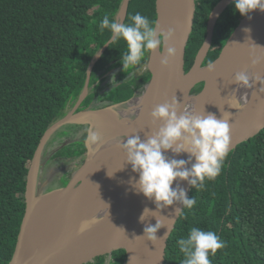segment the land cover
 <instances>
[{
    "label": "trees",
    "instance_id": "1",
    "mask_svg": "<svg viewBox=\"0 0 264 264\" xmlns=\"http://www.w3.org/2000/svg\"><path fill=\"white\" fill-rule=\"evenodd\" d=\"M123 1L0 0V264H9L15 250L27 176L40 141L77 103L91 61L114 34ZM156 1L130 0L120 33L93 67L80 108L132 97H122L120 90L143 91L151 74L136 70L147 61ZM219 1L196 0L187 71ZM254 1L237 0L223 12L204 64L219 56ZM118 65L123 73L132 70L130 78L105 90L104 75ZM111 264H123V258ZM165 264H264V131L195 178L168 240Z\"/></svg>",
    "mask_w": 264,
    "mask_h": 264
},
{
    "label": "water",
    "instance_id": "2",
    "mask_svg": "<svg viewBox=\"0 0 264 264\" xmlns=\"http://www.w3.org/2000/svg\"><path fill=\"white\" fill-rule=\"evenodd\" d=\"M235 1L220 0L211 10L205 41L187 71L186 52L194 27L196 0H157V19L147 63L151 77L141 96L103 108L91 105L78 110L89 94L95 63L125 23L130 0L123 1L114 34L91 61L77 103L46 130L35 152L27 176L26 212L9 264H110L117 257L123 258V264H165L168 240L195 178L264 131V34L260 40L257 75L248 96L225 122L213 124L225 64L235 56L247 55L250 48L244 52L243 41H248L260 24L264 25V0H255L219 56L204 64L217 22ZM201 72L203 77L196 78ZM200 83L202 89L193 93ZM192 96L203 103L200 132L193 145L182 148L178 140L186 105ZM137 97L145 98L142 128L130 134L105 132V116L123 124L138 119L137 111L136 118L128 117L125 112ZM124 104L130 107L122 110ZM71 123L90 124L93 128L87 135L86 157L65 185L45 191L52 178L46 176L45 183L39 182L44 150L52 135ZM101 128L108 136L104 140L96 137ZM110 178L115 180L114 194L96 222L79 228L69 225L73 234L68 238L69 243L60 239L47 253L38 255L35 252L38 235L58 205L70 196L93 193L95 186Z\"/></svg>",
    "mask_w": 264,
    "mask_h": 264
},
{
    "label": "bare ground",
    "instance_id": "3",
    "mask_svg": "<svg viewBox=\"0 0 264 264\" xmlns=\"http://www.w3.org/2000/svg\"><path fill=\"white\" fill-rule=\"evenodd\" d=\"M252 34L249 36V40L247 39L249 42L243 41V51L247 52L250 48L248 54L242 58L235 56L225 64L219 82L218 107L213 124L216 121L220 125L225 122L228 116L245 100L254 84L261 57L260 40L264 34V25L260 24ZM203 75V72H201L196 78H202ZM144 103V97H137L131 101V107L125 111L126 113L137 111L139 113L137 120H126V123L123 124L117 120H110L105 116L107 120V124L106 122L103 124L104 126L106 125L105 132L111 130L113 132V134L111 132L112 135L118 133L130 134L132 131L141 129L144 124L142 114ZM201 107L203 108V103L196 96H192L188 100L178 140V144L182 148L193 145L198 139L202 119ZM101 130L102 132L97 133L96 137L104 140L108 136L102 128ZM114 181V179L110 178L105 183L95 186L93 193L84 192L77 198L70 196L62 201L51 217H47L44 221L41 232L38 235L35 252H38V255L47 253V249L60 239H63L66 244L69 243L68 238L73 236L72 230L68 228L69 225H77L79 228L81 225L86 227L94 224L106 210L108 203L113 197Z\"/></svg>",
    "mask_w": 264,
    "mask_h": 264
},
{
    "label": "rangeland",
    "instance_id": "4",
    "mask_svg": "<svg viewBox=\"0 0 264 264\" xmlns=\"http://www.w3.org/2000/svg\"><path fill=\"white\" fill-rule=\"evenodd\" d=\"M132 74L131 69H127L126 75L127 80L130 78ZM114 78V79H113ZM113 79V80H112ZM119 76L118 74L115 77H108L106 84L110 85L109 82H114L115 80H118ZM147 84V83H146ZM202 84V83H200ZM198 84L197 86H199ZM146 86V85H145ZM144 86V89H145ZM196 86V87H197ZM143 89V90H144ZM132 92V93H131ZM137 90L132 91H125L121 94V90L119 91V94L127 98L129 96H141L143 91L139 94H136ZM117 95V97L119 96ZM112 95V94H111ZM130 99V98H129ZM98 101V100H96ZM124 101V100H123ZM93 106V104H91ZM89 105V106H91ZM94 107V106H93ZM130 106L127 104L122 105V110L128 109ZM120 111V110H118ZM128 117L130 118H136L137 112L132 113H126ZM83 125H85L84 129ZM93 130V128L90 126V124H67L63 127H61L59 130L56 131L54 135H52V138L49 140L46 149L43 153V166L42 171L40 173V184H43L46 182L45 178L48 176V178H52L53 180L48 183L49 185L45 187V191L52 190L57 187H61L65 185L69 177L72 175V173L79 168V166L84 162L82 161L86 157L87 153V146L85 140L87 141V135ZM103 140V139H102ZM101 142V141H100ZM99 142V143H100ZM97 145V144H96ZM59 155L56 159V163L52 161L50 165H47L45 167V162L49 158L52 159L54 156ZM54 164V166H53ZM43 169L45 171H43ZM52 174V175H51ZM26 198V197H25ZM111 264V263H110Z\"/></svg>",
    "mask_w": 264,
    "mask_h": 264
},
{
    "label": "flooded vegetation",
    "instance_id": "5",
    "mask_svg": "<svg viewBox=\"0 0 264 264\" xmlns=\"http://www.w3.org/2000/svg\"><path fill=\"white\" fill-rule=\"evenodd\" d=\"M117 23H118V19H117ZM117 25V24H116ZM155 27V26H154ZM115 31V30H114ZM153 31H154V29L152 30V35H151V43H150V46H149V51H148V54H147V61L146 62H144V64H140V66H138V69L136 70L137 72H141V73H144L146 70L148 71V72H150L149 71V68H148V59H149V56H150V51H151V48H152V43H153ZM120 33V32H119ZM118 36V35H117ZM112 43V42H111ZM115 60H113L111 63H113ZM123 66H120V65H118V66H114L113 68H111L110 70H108L107 72L108 73H106L105 75H104V77L105 78H107L108 79V77H115L117 74H118V76H119V79L118 80H115L114 82H109V84L110 85H108V84H105V90L106 89H111L114 85H116V84H120L121 82H124L126 79H127V75H126V72L125 73H123L124 71H123ZM92 74V73H91ZM114 79V78H113ZM112 79V80H113ZM100 81V80H99ZM99 81L98 82H96V84H98L99 83ZM105 82H107V80L105 81ZM81 106V105H80ZM72 109H73V107H72ZM80 109H82V108H78V110H80ZM84 127H85V125H83V128H82V130L84 129ZM85 142H86V140H85ZM59 155H56V156H54V158H52V159H50L49 160V158L46 160V162H45V167H47V165H50L51 163H52V161L54 162V164L56 163V159H57V157H58ZM54 164H53V166H54ZM43 171H45V170H43ZM52 175V174H51ZM71 177V176H70ZM70 177H69V179H70ZM53 180V179H52Z\"/></svg>",
    "mask_w": 264,
    "mask_h": 264
}]
</instances>
